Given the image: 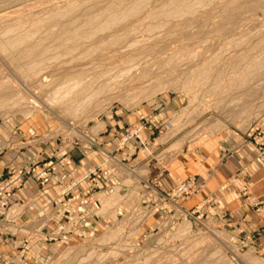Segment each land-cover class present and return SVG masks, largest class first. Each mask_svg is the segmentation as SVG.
<instances>
[{
    "label": "rangeland",
    "instance_id": "1",
    "mask_svg": "<svg viewBox=\"0 0 264 264\" xmlns=\"http://www.w3.org/2000/svg\"><path fill=\"white\" fill-rule=\"evenodd\" d=\"M113 32L124 46L117 53L107 40ZM0 124L47 141L51 156L11 172L0 188L29 169L48 171L49 180L31 174L24 183L58 180L74 146L119 133V153L66 190L91 183L83 204L102 194L101 213L112 208L117 219L81 246L74 264H264L235 228L175 212L198 192V168L186 174L194 191L176 195L188 182L180 183L157 206L159 167L189 146L236 137L264 151V0H0ZM133 140L137 150L122 155ZM228 184L258 217L254 203L264 202L248 180Z\"/></svg>",
    "mask_w": 264,
    "mask_h": 264
},
{
    "label": "crops",
    "instance_id": "2",
    "mask_svg": "<svg viewBox=\"0 0 264 264\" xmlns=\"http://www.w3.org/2000/svg\"><path fill=\"white\" fill-rule=\"evenodd\" d=\"M14 129L0 124V185L11 172L51 157L47 141L30 140L22 133L19 136ZM116 137L119 138V133L112 129L105 137L88 141L91 148L80 142L74 146L72 164L59 174L58 180L40 185L28 178L8 198L10 209L0 217V264H74L83 244L103 237L113 228L117 220L112 217L114 210L101 213L102 194H92L83 204V195L91 183L79 184L68 196L66 190L82 173L104 167L119 153ZM140 140L145 141L142 133ZM254 142L229 137L207 147L201 141V149L189 146L183 158L159 167L157 182L163 181L165 185L157 184V206L163 203L165 192L188 182L193 168H198V192L193 190L189 197H183L174 206L175 212L197 213L203 223L216 221L235 228L233 233L241 243L253 244L251 249L264 257L262 223L228 184L232 177L242 176L248 180L253 195L264 202V154L259 142ZM139 145V141L133 140L128 148L122 149V155L128 156ZM172 212L173 207H169L160 217L166 220Z\"/></svg>",
    "mask_w": 264,
    "mask_h": 264
},
{
    "label": "built area",
    "instance_id": "3",
    "mask_svg": "<svg viewBox=\"0 0 264 264\" xmlns=\"http://www.w3.org/2000/svg\"><path fill=\"white\" fill-rule=\"evenodd\" d=\"M261 141L263 142L262 144L264 145V134L261 135ZM31 174L39 182L47 183L49 180L48 171L46 170L29 169L27 171L22 170V171L14 172L12 177L0 188V215L6 214L10 209V205L8 204L6 198L12 196L14 192L22 186L25 177ZM193 184L194 182L190 181L185 185H182L176 191L177 192L176 195L180 196L182 194L184 195L186 193H189L191 190H193ZM254 204H255L254 206L256 208L257 216L264 226V206L259 202H255Z\"/></svg>",
    "mask_w": 264,
    "mask_h": 264
},
{
    "label": "bare ground",
    "instance_id": "4",
    "mask_svg": "<svg viewBox=\"0 0 264 264\" xmlns=\"http://www.w3.org/2000/svg\"><path fill=\"white\" fill-rule=\"evenodd\" d=\"M68 3V2H67ZM67 5V4H66ZM60 17V16H59ZM98 18V17H97ZM121 21V20H120ZM91 23L93 22V21H90ZM105 22V21H104ZM109 28H107V30H108ZM103 30L105 31L106 30V28H103ZM116 32V31H115ZM115 32H113V33H111L110 35H108V37H107V40H108V38H110V41H108V45H109V47H111V46H115V48L113 49V52H111V53H117V52H119V50L121 49V48H123L124 46L122 45V44H120V37L118 36V34H116ZM22 36V35H21ZM31 36V35H30ZM86 36H90V35H88V34H86ZM106 36H107V34H106ZM25 37V36H24ZM68 37H69V40L70 41H73V42H78V33L77 32H72V33H70L69 35H68ZM105 37V36H104ZM100 38V37H99ZM124 38V37H123ZM112 39V40H111ZM125 39V38H124ZM106 39H102L100 42L102 43V41H103V43H104V41H107ZM10 42V41H9ZM8 43V42H7ZM81 44H83V43H81ZM133 44V43H132ZM7 46H8V44H6ZM13 45V43L11 44V46ZM22 45H24V44H22ZM102 45H105V44H102ZM131 45V44H130ZM134 45V44H133ZM10 46V45H9ZM8 46V47H9ZM10 46V47H11ZM14 46V45H13ZM4 47V46H3ZM127 47V46H126ZM125 47V48H126ZM15 48L16 47H14V50H15ZM11 49V48H10ZM122 53V52H121ZM123 53H126V52H123ZM122 53V55H120V56H124V54ZM126 57L127 58H132L133 57V55H131V53H129V52H127L126 53ZM39 64H41V63H39ZM38 64V65H39ZM33 65V64H32ZM31 67V66H30ZM38 67V66H37ZM34 69V68H33ZM37 69V68H36ZM38 69H39V67H38ZM201 74V73H200ZM38 75H40V74H38ZM47 76V75H46ZM42 78V77H41ZM47 78V77H46ZM46 78H44V80L46 79ZM24 88V87H23ZM17 92V91H16ZM20 94V93H19ZM14 100V99H13ZM255 264V263H254Z\"/></svg>",
    "mask_w": 264,
    "mask_h": 264
}]
</instances>
